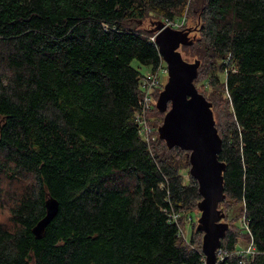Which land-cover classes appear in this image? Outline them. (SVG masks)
I'll return each instance as SVG.
<instances>
[{
	"label": "trees",
	"instance_id": "obj_1",
	"mask_svg": "<svg viewBox=\"0 0 264 264\" xmlns=\"http://www.w3.org/2000/svg\"><path fill=\"white\" fill-rule=\"evenodd\" d=\"M190 2L198 30L181 50L201 60L195 84L206 75L223 140L219 206L242 205L226 212L220 264H240L238 243L250 237L247 264H264V0H0V200L12 201L0 264H205L197 221L186 242L167 213L202 199L184 177L189 151L159 137L156 103L147 114L150 126L158 116L155 138L142 135L144 74L133 65L157 70L155 17L177 20ZM48 194L59 211L36 237ZM243 212L252 236L237 224Z\"/></svg>",
	"mask_w": 264,
	"mask_h": 264
},
{
	"label": "water",
	"instance_id": "obj_2",
	"mask_svg": "<svg viewBox=\"0 0 264 264\" xmlns=\"http://www.w3.org/2000/svg\"><path fill=\"white\" fill-rule=\"evenodd\" d=\"M197 30L189 24L183 29H175L163 21L150 29L168 67V79L156 103L158 110L165 114L158 133L169 149L178 146L189 151V172L198 181L202 195L198 202L200 216L196 228L203 232L205 264H220L218 252L230 228V223L225 220L226 212L219 206L226 198V163L219 158L223 140L216 126L213 103L195 84L201 60L188 61L181 50L182 46L195 42ZM58 211L59 200L48 194L46 213L33 227L36 237L43 236Z\"/></svg>",
	"mask_w": 264,
	"mask_h": 264
},
{
	"label": "built area",
	"instance_id": "obj_3",
	"mask_svg": "<svg viewBox=\"0 0 264 264\" xmlns=\"http://www.w3.org/2000/svg\"><path fill=\"white\" fill-rule=\"evenodd\" d=\"M187 17L183 16L177 20H167L166 26H171L174 28L185 26ZM155 40V35L152 37ZM156 41V40H155ZM168 74V67L166 62L164 61L163 57L161 56L160 63L157 67L156 71H149L147 74H144L141 78V88L143 90V99L142 103V110L137 113V117L139 122L141 123V133L145 137V139L150 142L152 139L155 138L153 131L155 130L154 126H150L147 121V114L154 106L155 103V91L161 87L162 85V78L161 75L165 76ZM169 216V221L173 222L177 225L178 228V235L182 237L186 242H189L188 237V227L193 224L195 218L192 215H186L185 213L175 209L174 207L167 211ZM237 224L239 225L242 232L247 233L249 236L251 235V229L249 226V221L246 217V212L239 218ZM250 244L247 248L239 247L237 249V253L240 257L239 263L240 264H247V260L250 256H254L257 252V249L254 246L253 240L250 237ZM222 248L219 249L218 252V262L221 263L224 259L229 256V253H223Z\"/></svg>",
	"mask_w": 264,
	"mask_h": 264
},
{
	"label": "rangeland",
	"instance_id": "obj_4",
	"mask_svg": "<svg viewBox=\"0 0 264 264\" xmlns=\"http://www.w3.org/2000/svg\"><path fill=\"white\" fill-rule=\"evenodd\" d=\"M191 5L192 4L190 2L188 4V6L186 7V9L184 11L185 13H184L183 16H186V17L189 18V25H190V27L193 28V27L197 26L198 24H197V21L195 20V17L192 16L193 15V12L191 11ZM155 20L162 21L163 19L161 20V19H158V18L155 17ZM149 26H150L149 21H146L144 23V27H149ZM185 27H187L186 24H185V26L177 27L175 29H183ZM192 36H194V33H192ZM194 60L195 59L193 58V59H189L188 61H194ZM133 65L136 66V67H139L140 70L143 72V74H147L150 71V69L148 67H146L145 65L141 64L137 60H134L133 61ZM223 75H222V77H224ZM205 77H206L205 74H201L200 77L198 78V80L196 81V85L199 88V90L202 91V93H203V90L205 89L204 86H206V84L204 83ZM161 78H162V83L165 84L166 81H167V79H168V74H166L165 76L161 75ZM225 78H226V75H225ZM163 87H164V85L162 86V89H163ZM208 94L209 95H211V94L213 95L212 88L209 90ZM226 94L228 96L227 91H226ZM155 103H157V100H155ZM217 103H218V108H217L218 113H220L221 110H225L226 109V106H225V105H227L226 103L223 105V103H222V101L220 99L217 100ZM157 117L156 116L154 117L155 118V121H154L153 125L155 126V128H157V120H158ZM183 173H184L185 180L186 181L189 180V177H190L189 168H187L186 170H183ZM12 182H11V180L6 179V177H3L2 180H1V184L4 187V189H13L15 187V185ZM17 188L18 189L21 188V184L20 183L18 184ZM11 202L12 201L9 200L8 199V196H6V195H5V197L3 199L0 200V221H2V222H8V218L10 216V211L9 210H10V206L12 204ZM241 206H242L241 204H236V203L232 204V203L228 202L226 205H224V209H226L225 212H228L229 213V217H230V216L238 215V213H240ZM220 208H222V207H220ZM198 212L199 211H198L197 208H192V209H189V210H187L186 212H183V213H185L186 215H192L195 218V220L197 221L198 217L200 216V212L199 213ZM243 214H244V212H243ZM242 215H240L239 218ZM226 217H227V214H226ZM239 218H238V220H239ZM225 220L230 223L229 218H226ZM234 224H235V222H234ZM192 230H193V226L191 224V226L188 227V237H189V239H190V237L192 235ZM202 239H203V235H202V238L199 237V239H197V241L200 240L201 246H202ZM249 244H250V242H248L247 240H244V238L243 239L241 238V240L238 243V248L239 247H244V246H245L244 248H247L249 246ZM223 253L220 254V256L221 255H224Z\"/></svg>",
	"mask_w": 264,
	"mask_h": 264
}]
</instances>
